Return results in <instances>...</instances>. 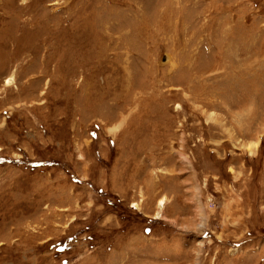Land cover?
<instances>
[{
  "label": "rangeland",
  "instance_id": "1",
  "mask_svg": "<svg viewBox=\"0 0 264 264\" xmlns=\"http://www.w3.org/2000/svg\"><path fill=\"white\" fill-rule=\"evenodd\" d=\"M0 264H264V0H0Z\"/></svg>",
  "mask_w": 264,
  "mask_h": 264
},
{
  "label": "bare ground",
  "instance_id": "2",
  "mask_svg": "<svg viewBox=\"0 0 264 264\" xmlns=\"http://www.w3.org/2000/svg\"><path fill=\"white\" fill-rule=\"evenodd\" d=\"M159 204H160V206H164L165 205V198H161L160 200H159ZM137 205V204H136ZM201 226H205V222H202L201 223Z\"/></svg>",
  "mask_w": 264,
  "mask_h": 264
}]
</instances>
